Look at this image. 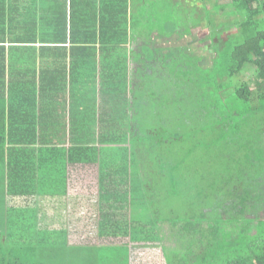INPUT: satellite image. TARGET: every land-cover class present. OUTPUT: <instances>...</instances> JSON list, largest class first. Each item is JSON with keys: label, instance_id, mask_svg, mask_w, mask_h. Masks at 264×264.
<instances>
[{"label": "trees", "instance_id": "trees-1", "mask_svg": "<svg viewBox=\"0 0 264 264\" xmlns=\"http://www.w3.org/2000/svg\"><path fill=\"white\" fill-rule=\"evenodd\" d=\"M187 1L0 0L8 221L66 215L72 238L84 221L102 243L143 247L139 264H264V0ZM150 3L183 12L156 27L174 45L134 25ZM187 186L199 202L168 216Z\"/></svg>", "mask_w": 264, "mask_h": 264}, {"label": "rangeland", "instance_id": "rangeland-1", "mask_svg": "<svg viewBox=\"0 0 264 264\" xmlns=\"http://www.w3.org/2000/svg\"><path fill=\"white\" fill-rule=\"evenodd\" d=\"M187 2L190 7H195L192 0ZM151 5L150 3L147 7L142 5L141 7H134L136 11L134 25L140 29H151L152 33L158 34L155 41L156 43H159L160 40L163 39L164 42L161 45H174L175 43H173V41L171 42V39L170 41L166 39L165 32L159 34V32L156 31V27L164 22H168V26L169 22L172 23L178 16L184 19L183 12L178 11L174 13L171 11V13H168L167 11H163L161 13L160 7H151ZM196 20L198 19L194 21ZM181 22H179L178 25H180ZM195 33L203 40L197 44L198 49L201 51L210 50L212 42L216 40L210 37L204 29L198 30ZM147 39L149 40L148 37ZM136 41L141 43L142 41L145 42V39L138 37ZM138 43L135 44L136 47H133L134 49L137 48L139 50ZM251 67L246 68L243 74H240L241 79L251 76ZM251 87L253 88L254 85H251ZM156 93L152 95L151 99L157 97ZM160 96L154 104L158 103ZM204 135L205 134H201V136ZM260 144H262V148L258 150L255 157L261 154L262 159L259 162L252 161V164L261 163L256 166L259 171L264 169V134ZM262 183L264 184V179ZM183 192V195H175L167 199L166 205L169 209L167 212L168 216H172V214H170L172 213L171 210L178 212L180 215L187 205L199 202L196 197V192L190 189L189 186L185 187ZM174 193L176 194L178 192L175 191ZM157 203L158 202L154 204L155 207L158 206ZM161 205L165 206V204ZM48 207H51L50 203ZM145 208H147L146 205ZM180 209L182 212L179 211ZM145 212L146 211L138 212L137 214L141 215V213ZM52 216L51 218H45V220L40 221L36 219V216L30 210H28V213L19 211L14 213V216L8 221L5 218V212H0V258L13 261L16 264H36L42 262L45 264H139L138 261H140V257L142 258L141 251L143 250V247L140 245H137L135 250H131L132 247L130 245H134L135 243L131 242L132 244L129 243L130 245L126 243H102L101 238L95 235V232L92 230V226L86 224L84 221H81L84 225H80L77 228L78 231H83V235L72 238L71 236L73 234L68 230L69 227H56L55 225H62V223H60V219L57 215L55 216L54 214ZM257 216L264 218V209L259 210ZM145 217L144 215L140 219L144 220ZM38 218L40 217L38 216ZM4 219L8 222L6 227L4 225ZM164 228L167 231L173 229L170 224L164 225ZM175 235L171 234L164 241L165 245L172 247L173 251L177 249V243L180 241ZM167 256L170 258L169 252ZM171 259L173 260L172 256ZM155 262L156 261L150 260L141 264H154Z\"/></svg>", "mask_w": 264, "mask_h": 264}, {"label": "crops", "instance_id": "crops-1", "mask_svg": "<svg viewBox=\"0 0 264 264\" xmlns=\"http://www.w3.org/2000/svg\"><path fill=\"white\" fill-rule=\"evenodd\" d=\"M225 2H229V0H225ZM59 198H61V197H59ZM61 200V199H60ZM65 205H67V203H64V206ZM68 208H69V205L67 206ZM66 207V209H68ZM69 210V209H68ZM59 211H61V207L59 208ZM52 215H54V214H49V216L47 217V218H51V217H53ZM57 214H55V216H56ZM58 217H59V219H60V223H62V225L61 224H58V225H55L56 227H59V228H61V227H69V222H67V218H66V215L64 216L63 215V217L61 216V214L60 215H58ZM70 227H71V225H70Z\"/></svg>", "mask_w": 264, "mask_h": 264}]
</instances>
